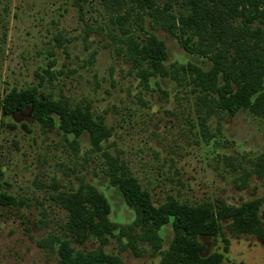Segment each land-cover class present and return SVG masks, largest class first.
Listing matches in <instances>:
<instances>
[{"label":"rangeland","instance_id":"1","mask_svg":"<svg viewBox=\"0 0 264 264\" xmlns=\"http://www.w3.org/2000/svg\"><path fill=\"white\" fill-rule=\"evenodd\" d=\"M115 9L110 0H0L2 97L36 89L89 111L112 134L98 150L87 134L76 145L73 135L59 126L46 128L30 110L10 116L0 111V193L17 203L0 205V264H60L58 247L39 244L50 236L64 238L68 213L56 198L81 184L106 197L115 225L134 223L135 210L109 183L108 155L127 164L155 205L173 197L240 206L264 197V180L253 173V162L264 156V119L240 111L204 121L190 87L160 77L146 84L126 54ZM120 13L125 27L143 33L130 7ZM149 19L145 15L139 26L165 41L169 63L200 64ZM222 225L216 238H200L204 256L220 253L222 264H264V242L236 237ZM138 236L116 231L103 247L95 239L71 245L76 252L102 248L125 264H162L161 253ZM160 236L165 252L175 238L172 225Z\"/></svg>","mask_w":264,"mask_h":264},{"label":"trees","instance_id":"2","mask_svg":"<svg viewBox=\"0 0 264 264\" xmlns=\"http://www.w3.org/2000/svg\"><path fill=\"white\" fill-rule=\"evenodd\" d=\"M115 9L116 24L125 37L126 54L139 70L146 84L152 78H166L181 87H190L204 121L212 116L225 119L240 111L264 119V0H110ZM137 15V31L125 27V7ZM145 15L155 29L168 32L189 54L201 59L198 63H169L164 40L145 30ZM140 33V34H139ZM7 116L31 111L33 119L48 129L57 126L73 135V143L87 134L92 146L102 149L111 131L102 120H95L89 111L72 108L67 103L42 97L36 89L13 91L5 98L0 94V111ZM254 163L253 173L264 180V156ZM109 183L122 193L135 210L132 225L119 227L110 219L106 197L88 184L59 194L56 198L68 213L64 238L50 236L39 245L58 247L60 264H125L118 256L100 250L76 252L71 243L85 245L91 239L101 246L109 243L116 231L138 236L160 252L162 264H222L223 255L204 256L201 237L216 238L222 223L236 236L253 235L264 242V197L231 206L223 201L189 204L171 197L155 205L148 190L133 176L119 156H107ZM16 200L0 193V205H16ZM171 224L175 238L169 249L161 252L160 230ZM48 244V245H46Z\"/></svg>","mask_w":264,"mask_h":264}]
</instances>
